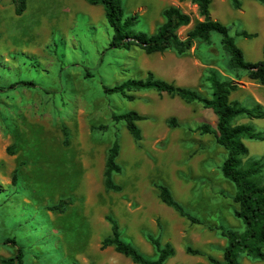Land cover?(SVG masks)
<instances>
[{
	"label": "rangeland",
	"instance_id": "374dc122",
	"mask_svg": "<svg viewBox=\"0 0 264 264\" xmlns=\"http://www.w3.org/2000/svg\"><path fill=\"white\" fill-rule=\"evenodd\" d=\"M121 1L125 16L137 15L134 31L155 32L168 5L191 17L177 30L180 38L201 19L196 5L186 0ZM223 1L211 0V18L229 28L247 61L261 59L264 11L259 7L264 5L243 0L233 9ZM25 5L16 15L12 0H0V264L17 246L24 252L21 264H136L112 246L101 247L111 231L107 215L117 221L121 238L147 258L157 256L146 238L152 234L174 248L164 264H213L207 255L221 261L226 241L216 227L241 231L243 224L233 213L234 185L220 170L226 152L212 134L199 130L215 127L212 110L154 90L127 92L133 97L128 99L103 88L145 78L150 71L179 86H201V94L210 97L205 77L214 72L238 78L232 99L264 110V86L228 67L229 55L216 33L210 43L195 41L184 54H146L109 47L112 30L101 5L85 0H25ZM242 30L255 35H235ZM169 63L180 66L181 74ZM128 110L144 116L136 122L138 141L123 121L112 118ZM233 124H249L264 138V118L240 116ZM115 139L121 170L113 181L119 191L103 185L107 151ZM242 141L247 153L241 166L264 160V139ZM158 185L168 187L201 223L162 203ZM65 199L70 202L64 211L49 209ZM188 244L203 254L187 253ZM239 264H264V258L241 254Z\"/></svg>",
	"mask_w": 264,
	"mask_h": 264
},
{
	"label": "trees",
	"instance_id": "16d2710c",
	"mask_svg": "<svg viewBox=\"0 0 264 264\" xmlns=\"http://www.w3.org/2000/svg\"><path fill=\"white\" fill-rule=\"evenodd\" d=\"M91 5H101L106 23L112 33L109 40V47L115 49L139 48L146 54L154 52L162 53L167 50H174L177 54L186 53L195 41L210 43L212 33L220 36L219 42L222 49L229 55L228 67L233 71H244L246 76L264 86V44L262 46V58L257 61H247L244 58L243 50L236 44L234 36L229 34V28L217 19L210 16L211 0H186L196 5L200 20L185 33L183 38L177 34V30L188 25L191 17L178 6L168 5L162 11L163 21L155 32L149 34L143 31H134L133 25L137 15L125 16L121 0H85ZM185 1V0H181ZM243 0H228L233 9H240ZM264 5V0H255ZM14 12L21 15L25 8V0H12ZM236 36L251 38L255 34L245 30L239 31ZM237 77L226 79L218 77L210 72L205 81L210 89V97L201 94L199 88L179 86L173 81H167L155 77L148 71L145 78H127L110 87H104L108 94L117 93L128 99H133L127 92L134 90H154L157 93H166L171 96H178L180 99L191 102L199 101L206 108H210L216 117L215 127L202 125L199 130L202 134H212L215 141L226 152L220 165V170L226 179L234 185L235 192L233 201L236 203L234 215L243 224L241 231L232 230L222 225L217 226L220 235L225 239L226 244L222 249V260L207 255L209 262L213 264H239L241 254L252 259L264 258V175L262 169L264 160L250 161L246 166H241V156L247 153V147L242 138L264 139L260 133L255 132L249 124H233L235 118L246 116L248 118H264V110L261 106L246 107L237 99L230 97L231 93L238 88ZM18 83L33 86L28 81ZM116 121H123L127 131L138 141L141 139V131L137 121L144 118L134 110H128L118 115H113ZM175 125L174 120H170ZM118 142L115 139L109 147L103 169V185L106 190L119 191L120 187L113 181L114 175L120 172L117 162ZM16 172V171H15ZM14 172V174H15ZM15 176V175H14ZM13 176V177H14ZM16 178V177H15ZM158 197L162 203L171 207L180 216L185 217L191 223L200 224V220L188 213L182 204L175 199L171 191L165 185H158ZM68 199L60 200L51 210L64 211ZM110 223V234L101 240V247L112 246L114 250L126 257H129L136 264H164L174 254V248L169 243L160 242L159 237L146 234L147 240L156 249V258L150 259L138 251L132 244L123 240L120 236L117 221L106 216ZM9 242L16 244L14 238ZM185 251L193 255H202L203 252L191 245L185 246ZM24 252L21 246L16 247V252L9 258L2 259V264H21Z\"/></svg>",
	"mask_w": 264,
	"mask_h": 264
},
{
	"label": "crops",
	"instance_id": "0c3cea01",
	"mask_svg": "<svg viewBox=\"0 0 264 264\" xmlns=\"http://www.w3.org/2000/svg\"><path fill=\"white\" fill-rule=\"evenodd\" d=\"M254 1H255V0H254ZM220 2H221V4L225 3V1H223V0H220ZM220 2H219V3H220ZM241 7H242V6H241ZM256 7L258 8L259 6H256ZM259 10L264 11V8H260V7H259ZM169 64H170V69H171L172 71H177V72L179 71V74H181V73H180L181 69H179L180 66H179V67H178V66L175 67V66L172 65L171 63H169ZM178 78H181V75H180V77H178Z\"/></svg>",
	"mask_w": 264,
	"mask_h": 264
}]
</instances>
